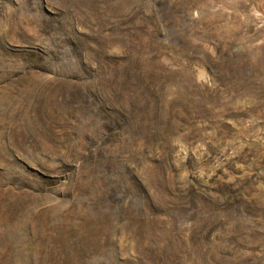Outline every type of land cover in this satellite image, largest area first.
Here are the masks:
<instances>
[{
    "label": "rangeland",
    "instance_id": "obj_1",
    "mask_svg": "<svg viewBox=\"0 0 264 264\" xmlns=\"http://www.w3.org/2000/svg\"><path fill=\"white\" fill-rule=\"evenodd\" d=\"M0 264H264V0H0Z\"/></svg>",
    "mask_w": 264,
    "mask_h": 264
}]
</instances>
